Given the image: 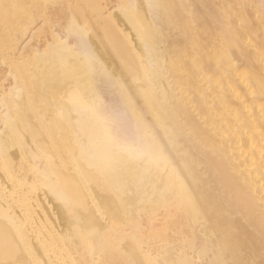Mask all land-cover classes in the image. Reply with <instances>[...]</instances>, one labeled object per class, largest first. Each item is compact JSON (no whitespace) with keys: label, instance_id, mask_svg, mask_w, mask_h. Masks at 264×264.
Wrapping results in <instances>:
<instances>
[{"label":"bare ground","instance_id":"1","mask_svg":"<svg viewBox=\"0 0 264 264\" xmlns=\"http://www.w3.org/2000/svg\"><path fill=\"white\" fill-rule=\"evenodd\" d=\"M232 1L0 0V264H264V0Z\"/></svg>","mask_w":264,"mask_h":264},{"label":"rangeland","instance_id":"2","mask_svg":"<svg viewBox=\"0 0 264 264\" xmlns=\"http://www.w3.org/2000/svg\"><path fill=\"white\" fill-rule=\"evenodd\" d=\"M236 1H239V0H236ZM227 2L229 3L228 6H230L234 10H236L235 4L232 3L233 2L232 0H227ZM112 6L113 5L107 6L106 9H108V10L103 11V13H102L103 18H107L109 13H113L114 6L113 7ZM243 7L246 11L247 10L246 6L244 5ZM248 12L249 11H247V13ZM239 27H240V24L236 25L234 27V30H238ZM52 30L55 31V28L54 29L52 28ZM52 34L53 33L50 30L48 23H46L41 18H39V13H37L35 8H33L31 10L30 17L28 18V20H26L23 25L18 24V26H16V30L12 33V36L14 39L13 42L16 44V45L15 44L12 45V48H13L11 50L12 58L15 61H19L22 57L26 56V54L29 53L35 46L38 45V48H39V45L42 44L40 49L43 48L44 44L50 43L52 41V38H51ZM257 39L259 40V38H257ZM257 39L254 43H258ZM246 40H248V39H246ZM67 41L69 43H71V45H72V39H69ZM251 47H252L251 45L246 47L248 55L245 57L246 58L245 60L254 59V56L250 54L252 52L251 50H253ZM263 54H264V52H263ZM203 59L204 60L207 59V56L204 57ZM189 60L190 59H187V62ZM219 66L221 68H223L228 74H230V69H231L232 65L228 66L226 64H219ZM7 68H8V66L5 65V63H1V59H0V82H1V84H3L2 86H3L4 90L10 89L12 86V77H11V75L8 74ZM217 68H218V65H210L209 66L208 71L205 74L206 80H204V82H205L204 84L202 82L203 80H201L200 78L197 79V81H196L197 87H198L199 91L201 92V94L203 96H205L206 98L208 97L212 103H214L216 101V98H218L216 95V91L218 90V87L215 86V84L212 81H210L208 79V77L210 75H214V76H218V77L221 76V75H218ZM192 70L195 72L194 69H192ZM223 84L224 83L222 81H220V85L222 86L221 88H223ZM158 94H159V96H161L160 91H158ZM3 113H4L3 109L0 108V115H3ZM1 117H3V116H1ZM5 130H9V127L6 126L5 123L0 122V134H3L5 132ZM2 154L3 153H0V159L4 158L3 156H5V154H3V155ZM42 164L43 163H41L40 165H42ZM18 165H19V169L21 170V178L23 179L22 181L25 183V185L22 189H20L21 191L18 190V192L13 193L15 195L12 194L10 196V198L13 200V199H15V196H17V195L21 196V194H23L24 192L27 193L28 195L31 194L30 196H33V195L36 196L39 194L38 197H41L43 194V191H42L41 187L39 188L37 186V185H39V182L37 181L38 178L36 177L37 174L35 176V174L30 173L29 168H28V164L26 163V160L24 158L18 161ZM37 187L39 189V193L35 194L36 192H34V189L35 188L37 189ZM40 189H41V191H40ZM29 192H31V193H29ZM27 221H29V223H32L31 218H30V220L28 218ZM188 254H189L188 256H193L191 251H188ZM66 264H68V263H66Z\"/></svg>","mask_w":264,"mask_h":264}]
</instances>
